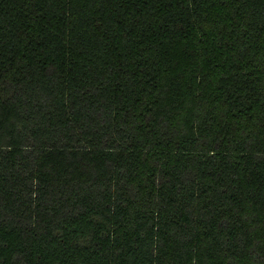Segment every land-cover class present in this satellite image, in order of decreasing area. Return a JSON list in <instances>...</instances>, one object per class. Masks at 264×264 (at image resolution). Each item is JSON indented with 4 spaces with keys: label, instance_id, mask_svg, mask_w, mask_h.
<instances>
[{
    "label": "trees",
    "instance_id": "trees-1",
    "mask_svg": "<svg viewBox=\"0 0 264 264\" xmlns=\"http://www.w3.org/2000/svg\"><path fill=\"white\" fill-rule=\"evenodd\" d=\"M0 264H264V0H0Z\"/></svg>",
    "mask_w": 264,
    "mask_h": 264
}]
</instances>
